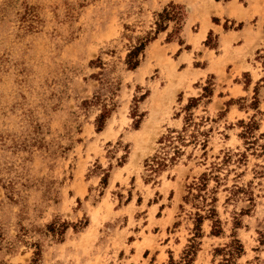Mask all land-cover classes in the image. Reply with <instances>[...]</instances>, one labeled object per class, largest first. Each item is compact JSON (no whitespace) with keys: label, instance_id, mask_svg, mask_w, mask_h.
Here are the masks:
<instances>
[{"label":"rangeland","instance_id":"rangeland-1","mask_svg":"<svg viewBox=\"0 0 264 264\" xmlns=\"http://www.w3.org/2000/svg\"><path fill=\"white\" fill-rule=\"evenodd\" d=\"M235 240L264 264V0H0V264Z\"/></svg>","mask_w":264,"mask_h":264},{"label":"trees","instance_id":"trees-1","mask_svg":"<svg viewBox=\"0 0 264 264\" xmlns=\"http://www.w3.org/2000/svg\"><path fill=\"white\" fill-rule=\"evenodd\" d=\"M136 55L135 52H131L128 54L127 58H128V63H131V59L134 58V56ZM136 66V62H132L131 65H130V68H134ZM250 127H246V129L248 130ZM200 221L198 220V223ZM216 232V231H215ZM189 249H192V248H189ZM241 251V247L238 243L237 240L234 241V245L231 249V251H229V254H228V257L224 260V263L223 264H234L232 259H233V256L236 254H238L239 252ZM193 254V252H191L190 250L187 251L186 253L183 254V257L181 258V260L179 262H175L173 264H188L191 260V257L190 255Z\"/></svg>","mask_w":264,"mask_h":264}]
</instances>
